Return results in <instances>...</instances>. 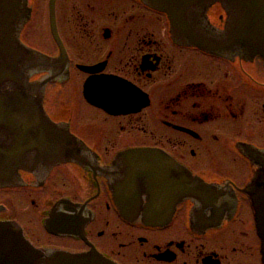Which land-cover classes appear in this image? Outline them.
I'll return each mask as SVG.
<instances>
[{
  "label": "flooded vegetation",
  "instance_id": "af4514ba",
  "mask_svg": "<svg viewBox=\"0 0 264 264\" xmlns=\"http://www.w3.org/2000/svg\"><path fill=\"white\" fill-rule=\"evenodd\" d=\"M50 2L29 0L21 39L59 59L63 78L47 84L44 107L86 150L82 161L21 169L16 183L0 185V222L19 224L38 248L115 264H264L250 193L264 176V57L178 41L168 15L143 0H55V37ZM207 18L217 32L227 13L215 3ZM133 161L151 166L160 201L177 194L173 163L209 189L203 200L175 197L167 223L130 221L114 189L129 186Z\"/></svg>",
  "mask_w": 264,
  "mask_h": 264
},
{
  "label": "water",
  "instance_id": "95a60500",
  "mask_svg": "<svg viewBox=\"0 0 264 264\" xmlns=\"http://www.w3.org/2000/svg\"><path fill=\"white\" fill-rule=\"evenodd\" d=\"M143 1L168 15L173 36L178 41L223 57H264V0ZM215 3H220L227 13L224 28L217 32L205 25V21L209 22L207 10ZM50 5L52 29L57 37L55 0ZM31 10L29 0H0V185L16 183L21 169L48 172L63 161H82L81 153L86 150L82 141L54 122L45 110L47 84L63 76L57 74L59 59L48 57L21 39ZM44 69L52 74L31 80ZM85 93L90 101L102 102L101 93L96 95L89 90ZM127 155L139 158L144 153L133 150ZM173 165L170 169L174 180L172 190L177 194L169 193L166 201H160L153 197L154 190L149 186L151 166L147 164L145 169L131 162V172L127 173L131 177L129 186L114 189L122 214L128 220L162 225L170 221L179 198H205L203 193L209 189L208 185L187 168ZM135 183L145 186H134ZM250 191L264 263V176L256 179ZM146 194L149 198L144 202ZM0 264L115 263L98 253L73 254L38 248L19 224L0 222Z\"/></svg>",
  "mask_w": 264,
  "mask_h": 264
}]
</instances>
